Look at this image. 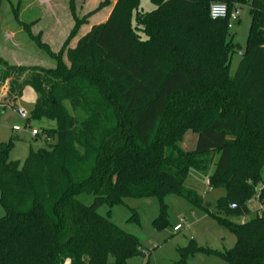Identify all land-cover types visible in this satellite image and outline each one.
I'll return each instance as SVG.
<instances>
[{"label":"trees","instance_id":"1","mask_svg":"<svg viewBox=\"0 0 264 264\" xmlns=\"http://www.w3.org/2000/svg\"><path fill=\"white\" fill-rule=\"evenodd\" d=\"M151 1L153 10L134 14L141 0H117L83 35L102 5L74 15L59 52L27 31L55 67L0 57L8 97L17 100L26 86L37 93L27 126L31 119L56 123L42 131L49 146L24 162L10 159L19 136L0 145V264H126L144 254L142 244L100 206L156 196L161 228L167 194L200 206L236 235L225 252L191 240L172 264H188L197 252H218L227 264H264V0ZM216 2L227 4L228 17H211ZM240 4L249 5L250 31L231 74L239 44L229 24ZM188 131L198 135L193 151L180 146ZM213 165L208 186L226 191L215 211L185 185L190 169L208 175ZM84 193L94 195L91 205L79 200ZM254 197L263 206L255 217L231 220L250 214Z\"/></svg>","mask_w":264,"mask_h":264},{"label":"rangeland","instance_id":"2","mask_svg":"<svg viewBox=\"0 0 264 264\" xmlns=\"http://www.w3.org/2000/svg\"><path fill=\"white\" fill-rule=\"evenodd\" d=\"M73 1L74 13L71 9L70 0H3L0 15V57L10 64L22 65L27 68H34L37 65L45 68L55 67L56 60L49 56L45 50L39 48L27 31L32 36H37L43 43L48 44L55 52H59L75 24L74 15L80 17L102 5L89 19V24L80 30V35H83L92 25L106 20L112 11L113 4L117 2V0ZM155 7L151 0H141L134 14L150 12ZM238 9L239 17L233 21L231 33L234 43L239 44V46L232 57L231 74H234L241 60L239 52L243 53L247 45L246 41L251 23L249 5L240 4ZM142 36L146 37L145 34ZM5 87L7 90L10 87L8 79L0 83V145L8 141L13 135L19 136L20 140L14 142L10 159L24 162L31 150L36 151L39 148L49 146L41 134L34 136L31 128L44 131L55 128L56 123L47 119H31V127L29 128L27 119L23 118L18 111L23 109L31 117V111L34 109L38 98L36 91L32 87L26 86L19 98L15 100L8 96L1 97V91L3 92ZM7 92L4 93L7 94ZM74 114L82 116V113ZM14 126L21 129L16 131ZM197 137L196 133L188 131L180 146L186 151H193L198 140ZM213 169L214 165L209 169L208 175L194 168L190 169L185 183L188 188L195 189L198 195L210 204L211 211L216 210L217 200L226 192L223 188L210 189L207 185V180L214 171ZM262 178L263 182L260 183L259 188L264 183V173ZM94 199V195L89 193L79 196V200L84 204L91 205ZM163 202L167 205V221L161 228H157L155 225L161 210L160 200L156 196L129 197L125 199L124 203L116 204L113 207L106 204L100 206L98 210L100 214L107 215V212L110 211L109 218L124 231L136 235L142 244L144 254L133 256L126 264H172L181 257L179 248L187 246L191 240L196 241L200 247L219 252H225L236 244V235L227 226L221 224L211 213H206L200 206L193 204L181 195L167 194L163 198ZM249 207L252 210L250 214L232 217L231 220L242 223L254 218L257 212L263 208L256 197L249 202ZM4 214V209L0 205V218ZM185 219L186 221H184ZM179 222L183 223V228L174 231V227ZM110 262H113L112 258ZM187 262L188 264H227L218 252L211 254L197 252L194 255H189Z\"/></svg>","mask_w":264,"mask_h":264},{"label":"built area","instance_id":"3","mask_svg":"<svg viewBox=\"0 0 264 264\" xmlns=\"http://www.w3.org/2000/svg\"><path fill=\"white\" fill-rule=\"evenodd\" d=\"M238 11H239V9L237 8L236 11L233 12V15L231 16V20L232 21L229 24V28H232L233 21H235L236 19H238V17H239ZM209 13L211 14V17L213 19L226 18L229 15L227 4L224 3V2H220V3L219 2H216V3L211 4ZM4 91L7 92V88H5ZM18 112L21 114V116L23 118H26V119L29 118L28 112H26L25 110L20 109ZM28 126H29V128L31 127V125H28ZM13 128L16 131H19L21 129L18 126H14ZM31 132H32V134L34 136L39 135V134L43 135L42 134V131L40 129H38V128H31ZM207 184H208V182H207ZM184 221H186V219ZM183 226H184L183 223L182 222H179V224L174 227V231H179L181 228H183Z\"/></svg>","mask_w":264,"mask_h":264},{"label":"crops","instance_id":"4","mask_svg":"<svg viewBox=\"0 0 264 264\" xmlns=\"http://www.w3.org/2000/svg\"><path fill=\"white\" fill-rule=\"evenodd\" d=\"M109 14H110V13H109ZM109 14H108V15H109ZM108 17H109V16H108ZM108 17H107V18H108ZM107 18H106V19H107ZM240 52H241V51H240ZM240 52H239V53H240ZM240 54H242V53H240ZM5 88H6V87H5ZM0 90H1V89H0ZM4 92H5V91H3V92L1 91V97H5V96H7V94H5ZM2 106H4V104H2ZM14 130H15V129H14ZM207 181H208V180H207ZM207 185H208V184H207ZM187 221H188V219H187ZM178 224H179V223H178ZM178 224H177V225H178Z\"/></svg>","mask_w":264,"mask_h":264}]
</instances>
